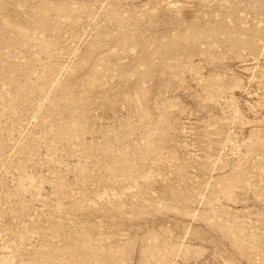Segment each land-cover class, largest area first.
Segmentation results:
<instances>
[{
  "label": "rangeland",
  "instance_id": "rangeland-1",
  "mask_svg": "<svg viewBox=\"0 0 264 264\" xmlns=\"http://www.w3.org/2000/svg\"><path fill=\"white\" fill-rule=\"evenodd\" d=\"M0 264H264V0H0Z\"/></svg>",
  "mask_w": 264,
  "mask_h": 264
}]
</instances>
